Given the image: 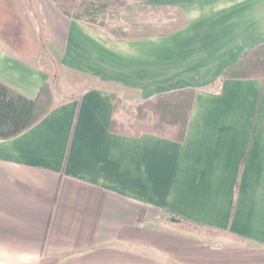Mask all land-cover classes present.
Listing matches in <instances>:
<instances>
[{
	"label": "crops",
	"instance_id": "0c3cea01",
	"mask_svg": "<svg viewBox=\"0 0 264 264\" xmlns=\"http://www.w3.org/2000/svg\"><path fill=\"white\" fill-rule=\"evenodd\" d=\"M127 1L173 10L180 26L118 39L56 10L41 20L44 40L15 35L0 48V82L27 98L49 83L46 53L90 82L0 140V264H244L204 233L264 257V79L212 90L264 40V0ZM186 88L183 141L110 129L116 98Z\"/></svg>",
	"mask_w": 264,
	"mask_h": 264
},
{
	"label": "rangeland",
	"instance_id": "374dc122",
	"mask_svg": "<svg viewBox=\"0 0 264 264\" xmlns=\"http://www.w3.org/2000/svg\"><path fill=\"white\" fill-rule=\"evenodd\" d=\"M127 1V0H126ZM126 7L109 6L103 17L92 23L102 32L118 39H134L147 36L163 35L169 33L175 27L180 26L179 15L168 8L151 7L127 1ZM57 9L52 0H0V48L6 43H11L18 35L20 38L39 40L46 38L45 31L41 32V20L48 19L52 22L53 14ZM81 11L73 9L68 16H73ZM91 23V22H90ZM15 43V42H14ZM24 49V48H23ZM47 53L43 55L39 65L48 68L50 74L49 84L54 96V105L67 99V92L75 91L74 88L82 83L83 86L90 85L86 79H82L79 74L68 70L60 69L55 63L47 58ZM81 81V82H80ZM84 81V82H83ZM115 123L120 131L136 133L142 131L146 125L153 123L154 117L151 112L144 110V119L138 120L136 107L142 102L126 101L115 99ZM198 230V229H197ZM201 233V231H200ZM202 239L214 245L224 244L229 247H237V255L229 253L230 257L246 258L242 261L251 262L244 264L264 263V257L260 252H253L248 249L249 245L234 242L221 234L204 233ZM228 253V252H227ZM251 255H248V254ZM259 254V255H258ZM264 255V254H263ZM261 257V258H260Z\"/></svg>",
	"mask_w": 264,
	"mask_h": 264
},
{
	"label": "trees",
	"instance_id": "16d2710c",
	"mask_svg": "<svg viewBox=\"0 0 264 264\" xmlns=\"http://www.w3.org/2000/svg\"><path fill=\"white\" fill-rule=\"evenodd\" d=\"M57 9L69 14L73 9L81 11L73 17L96 23L109 6L126 7V0H52ZM264 79V40L244 52L232 65L225 68L212 85L214 92L225 79ZM195 91L191 88L162 93L142 102L136 107L138 120L144 119V110L152 113L154 120L142 131L129 133L120 131L113 120L110 129L115 133L137 136L147 132L181 142L184 139L189 113ZM115 97V96H113ZM54 106V96L48 82L40 85L34 98H27L13 88L0 82V140L17 136L41 120ZM116 106V101H115ZM169 217H171L169 215ZM175 221L179 218L171 217Z\"/></svg>",
	"mask_w": 264,
	"mask_h": 264
}]
</instances>
